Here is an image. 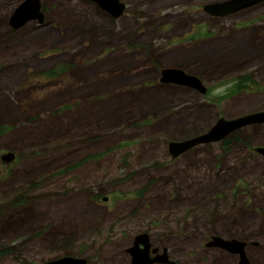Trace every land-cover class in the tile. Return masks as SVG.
Listing matches in <instances>:
<instances>
[{
	"label": "rangeland",
	"instance_id": "374dc122",
	"mask_svg": "<svg viewBox=\"0 0 264 264\" xmlns=\"http://www.w3.org/2000/svg\"><path fill=\"white\" fill-rule=\"evenodd\" d=\"M121 1L114 18L40 0L42 21L13 28L20 0H0V264H130L142 232L179 264H236L213 236L256 241L249 264H264V158L249 146L264 124L168 149L264 108V1L224 16L203 10L224 0ZM167 67L206 92L161 82Z\"/></svg>",
	"mask_w": 264,
	"mask_h": 264
},
{
	"label": "water",
	"instance_id": "95a60500",
	"mask_svg": "<svg viewBox=\"0 0 264 264\" xmlns=\"http://www.w3.org/2000/svg\"><path fill=\"white\" fill-rule=\"evenodd\" d=\"M92 1L98 2L102 8L112 13L114 17H118L123 11V3H121L119 0ZM261 1L264 0H224L221 2H209L208 4H205L203 6V10H205L210 15L224 16L226 14L233 13L237 10L259 3ZM42 18L43 13L40 11V0H25L12 13L9 19V24L13 28H18L20 26H23L29 20L38 19L41 22ZM160 73L161 82L187 85L188 87L197 89L202 94L206 92V87L197 76L191 75L181 68L167 67L162 69ZM263 122L264 111L251 112L229 119L225 117H219L208 131L186 140L170 141L168 142V149L171 156L175 157L196 145L219 141L227 137L237 129L253 123ZM258 151L264 156V148H259ZM7 154L10 157L12 156L11 153ZM1 158L7 160L6 156H2ZM143 237L146 238V235ZM138 238H141V236H137L135 240H137ZM244 244L245 243L241 240H225L219 236H213L212 239L207 241L205 245L207 247L222 248L231 253H238L240 258L238 264H249L248 259L243 252ZM144 245L145 247H148V245H146L145 243ZM135 247L137 248L136 243ZM142 255H146V252L142 253ZM158 260L163 261L164 259L159 258ZM148 261L149 260L144 263L145 260L142 258L139 264H149ZM85 262L86 260L81 257L62 256L42 264H85Z\"/></svg>",
	"mask_w": 264,
	"mask_h": 264
},
{
	"label": "flooded vegetation",
	"instance_id": "af4514ba",
	"mask_svg": "<svg viewBox=\"0 0 264 264\" xmlns=\"http://www.w3.org/2000/svg\"><path fill=\"white\" fill-rule=\"evenodd\" d=\"M24 1L25 0H20V2L14 7L12 13ZM121 3H123V11H122V13L118 17H121L122 16V14L125 12V8H126V3L124 1H121ZM40 9H41V2H40ZM108 13L113 17L112 13H110L109 11H108ZM118 17H116V18H118ZM29 21H31V20H29ZM29 21H27V22H29ZM141 26H142V28H147L149 26V24L147 22L143 21V22H141ZM248 77H250V76H248ZM242 85H246V84H242ZM260 111H264V108L255 110L254 112H260ZM262 124H264V122L263 123H253V124H250V125L256 127V126H260ZM250 125H248V126H250ZM245 127H247V126H245ZM242 128H244V127H242ZM242 128L235 130L234 133L235 132L237 134L240 133L242 131ZM249 146H251L250 147V150H251V153L252 154H257L258 153L259 155H261L264 158V156L261 153H259V151H258L259 148H264L263 145H249ZM32 197H34V196H32ZM23 198L24 197H22V196H20V197L19 196H16L15 199H13V202L19 203L20 201H22ZM34 199H35V197H34ZM144 234L146 235L147 242L145 241V238L143 237V236H145ZM137 236H141V238H140L141 240H139L137 242V248H136L134 242H135V238ZM231 239H235V238H231ZM237 240H241L242 242L245 243L244 244L245 256L247 257L248 262L250 263L249 258H248L247 254H246V250L245 249H246V247H247L248 244H250V245H257L258 243L256 241H250V240L249 241H246V242H245V240H242V239H237ZM142 241L144 243L146 242L145 244L148 245V247H145V245H144V243ZM131 247H132V249H131ZM220 249H222V248H220ZM222 250H225V249H222ZM126 252L128 253L129 258H130V264H134V262L137 263V264H139L141 262L142 258L145 260L144 263H146L147 260H149L148 261L149 264H168V262H170V264H179L176 260H174V262L171 261V260H169L168 256L165 253L159 252V249L157 247H154V245L150 242L149 237H148V234L147 233H144V232L139 233V234H136L134 236L131 245H129V247L126 249ZM144 252H146V255H142V253H144ZM229 253H231V252H229ZM232 254H235V255L238 256V258H237L238 260H237L236 264L239 263V259H240L239 258V254L238 253H232ZM66 256L80 257V256L71 255L70 253L66 254ZM159 258H162L164 260L163 261H160V260H158ZM86 263H87V261H86ZM144 263H142V264H144Z\"/></svg>",
	"mask_w": 264,
	"mask_h": 264
},
{
	"label": "trees",
	"instance_id": "16d2710c",
	"mask_svg": "<svg viewBox=\"0 0 264 264\" xmlns=\"http://www.w3.org/2000/svg\"><path fill=\"white\" fill-rule=\"evenodd\" d=\"M238 86H236V87H233V92H236V91H238Z\"/></svg>",
	"mask_w": 264,
	"mask_h": 264
},
{
	"label": "bare ground",
	"instance_id": "6f19581e",
	"mask_svg": "<svg viewBox=\"0 0 264 264\" xmlns=\"http://www.w3.org/2000/svg\"><path fill=\"white\" fill-rule=\"evenodd\" d=\"M263 154H264V153H263ZM132 262H133V261H132ZM134 264H137V263L134 262Z\"/></svg>",
	"mask_w": 264,
	"mask_h": 264
}]
</instances>
